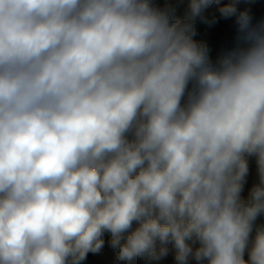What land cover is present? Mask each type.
Here are the masks:
<instances>
[{"label": "clouds", "instance_id": "clouds-1", "mask_svg": "<svg viewBox=\"0 0 264 264\" xmlns=\"http://www.w3.org/2000/svg\"><path fill=\"white\" fill-rule=\"evenodd\" d=\"M214 2L0 0V264H81L106 232L114 264H264V30L223 4L247 46L212 64Z\"/></svg>", "mask_w": 264, "mask_h": 264}, {"label": "crops", "instance_id": "crops-1", "mask_svg": "<svg viewBox=\"0 0 264 264\" xmlns=\"http://www.w3.org/2000/svg\"><path fill=\"white\" fill-rule=\"evenodd\" d=\"M155 6L160 8H169L172 11L174 20H183L185 18V13L188 9L190 0H152ZM225 4L222 0L219 3H213V5L207 9L204 13L206 20L196 18L193 22L194 24V36L193 39L198 43L206 47L207 55L209 61L214 64L215 62L221 61L230 51L236 47H246L247 44L240 38V34L237 31V26L234 20H229L228 24L232 30L231 35L220 36L215 43L210 42L201 33L202 27L208 22L213 21L217 17L218 8ZM259 7V20H264V5L258 4ZM191 87V85H190ZM183 103V101H182ZM258 182L257 175V165L255 157L249 158V175L247 177V182L244 185L242 192V198H247L250 188ZM253 227L260 229L264 228V215L258 217L255 221ZM251 241L249 247H251ZM169 254L162 258L159 262H154V264H177L174 259V250L169 246ZM245 259H247V251L245 252ZM114 251L109 247V245H104L101 253L93 255L89 253L87 259L81 264H114ZM123 264V262H121ZM131 264H145V261L141 258L131 262ZM188 264H201V262L190 257ZM206 264V262H204Z\"/></svg>", "mask_w": 264, "mask_h": 264}, {"label": "trees", "instance_id": "trees-1", "mask_svg": "<svg viewBox=\"0 0 264 264\" xmlns=\"http://www.w3.org/2000/svg\"><path fill=\"white\" fill-rule=\"evenodd\" d=\"M224 3L230 2V0H222ZM258 4L264 5V0H238V8L241 11L247 10L251 16V24L253 27L264 30V20H259V7ZM234 20V18L229 19ZM229 20H223L219 16V12H217V17L215 22L210 21L206 25L202 27L201 33L204 37H206L210 42L215 43L217 39L222 35H231L232 30L228 24ZM135 226V225H134ZM257 228L253 227L252 232L250 234V240H254L256 235ZM105 245H108V241L110 240V233L104 234ZM246 255V253H245Z\"/></svg>", "mask_w": 264, "mask_h": 264}, {"label": "built area", "instance_id": "built-area-1", "mask_svg": "<svg viewBox=\"0 0 264 264\" xmlns=\"http://www.w3.org/2000/svg\"><path fill=\"white\" fill-rule=\"evenodd\" d=\"M219 62H215L214 65L218 64Z\"/></svg>", "mask_w": 264, "mask_h": 264}]
</instances>
